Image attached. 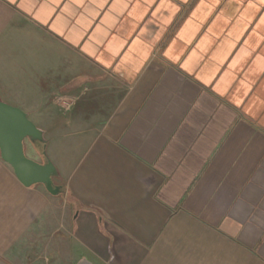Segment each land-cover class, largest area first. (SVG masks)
I'll list each match as a JSON object with an SVG mask.
<instances>
[{
  "label": "crops",
  "instance_id": "1",
  "mask_svg": "<svg viewBox=\"0 0 264 264\" xmlns=\"http://www.w3.org/2000/svg\"><path fill=\"white\" fill-rule=\"evenodd\" d=\"M11 93L83 137L63 194L0 158V264H264V0H0Z\"/></svg>",
  "mask_w": 264,
  "mask_h": 264
},
{
  "label": "water",
  "instance_id": "2",
  "mask_svg": "<svg viewBox=\"0 0 264 264\" xmlns=\"http://www.w3.org/2000/svg\"><path fill=\"white\" fill-rule=\"evenodd\" d=\"M24 139L44 143L41 129L27 117L24 110L0 100V158L10 165L24 186L41 183L47 192L57 194L60 186L53 182L56 167L49 159L38 162L26 156ZM79 264L91 263L82 259Z\"/></svg>",
  "mask_w": 264,
  "mask_h": 264
},
{
  "label": "rangeland",
  "instance_id": "3",
  "mask_svg": "<svg viewBox=\"0 0 264 264\" xmlns=\"http://www.w3.org/2000/svg\"><path fill=\"white\" fill-rule=\"evenodd\" d=\"M5 98L8 101H4L8 104L17 106V93H11L10 95L5 94ZM10 99V101H9ZM19 107V106H17ZM20 108V107H19ZM34 124L36 120L27 116ZM36 125V124H35ZM82 137L83 136H70V135H57V136H44V143L42 142H30L28 139H24V153L29 158H32L38 162H44L49 159L56 168L61 169L67 167L73 157H75L80 148L82 147ZM44 152V154H43ZM63 166V167H62ZM54 184L61 185V182L57 177L54 178Z\"/></svg>",
  "mask_w": 264,
  "mask_h": 264
},
{
  "label": "trees",
  "instance_id": "4",
  "mask_svg": "<svg viewBox=\"0 0 264 264\" xmlns=\"http://www.w3.org/2000/svg\"><path fill=\"white\" fill-rule=\"evenodd\" d=\"M33 142L37 143V142H39V141L35 140V141H33ZM59 186H60V189H59L58 194H63V193H64V186H63V185H59Z\"/></svg>",
  "mask_w": 264,
  "mask_h": 264
}]
</instances>
